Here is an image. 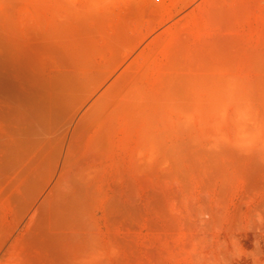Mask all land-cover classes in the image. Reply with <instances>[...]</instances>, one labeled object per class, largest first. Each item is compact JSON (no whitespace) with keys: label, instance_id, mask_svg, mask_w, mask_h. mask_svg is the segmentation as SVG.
<instances>
[{"label":"rangeland","instance_id":"374dc122","mask_svg":"<svg viewBox=\"0 0 264 264\" xmlns=\"http://www.w3.org/2000/svg\"><path fill=\"white\" fill-rule=\"evenodd\" d=\"M113 1L0 0V264H264V0L81 87Z\"/></svg>","mask_w":264,"mask_h":264},{"label":"crops","instance_id":"0c3cea01","mask_svg":"<svg viewBox=\"0 0 264 264\" xmlns=\"http://www.w3.org/2000/svg\"><path fill=\"white\" fill-rule=\"evenodd\" d=\"M208 0H116L111 5L112 42L103 44L101 59L86 69L85 82L99 85L143 76L166 57L164 38L197 25L200 2ZM146 67V69H145Z\"/></svg>","mask_w":264,"mask_h":264}]
</instances>
